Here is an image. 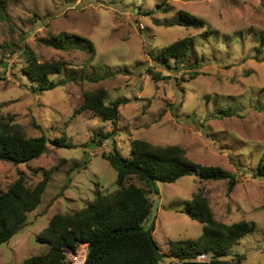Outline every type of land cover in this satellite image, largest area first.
<instances>
[{"label":"rangeland","instance_id":"rangeland-1","mask_svg":"<svg viewBox=\"0 0 264 264\" xmlns=\"http://www.w3.org/2000/svg\"><path fill=\"white\" fill-rule=\"evenodd\" d=\"M181 10L204 19L210 31L175 23ZM7 12L14 24L0 22V61L8 65L6 71L0 65V113L29 137L45 132L49 142L45 153L27 163L0 161V193L20 175L31 187L48 182L40 205L0 244V264L47 253L37 237L55 214L85 208L98 193L116 194L117 171L104 154L117 146L130 156L134 139L179 145L193 161L238 176L231 192L227 180L201 181L194 174L159 181V195L132 177L152 204L146 226L154 228L163 255L158 264H264V177H254L264 152V53L257 45L264 34V0H10ZM60 33L89 39L94 51L87 42L58 48L53 44H61ZM184 37L193 43L188 62L157 58ZM27 47L40 62L63 60V71L51 78L69 82L36 92L22 72ZM99 88L107 91L106 103L127 102L120 106L118 133L90 148L96 133L113 129L93 110L76 113L85 93ZM220 110L231 115L215 116ZM64 136L74 147L54 144ZM200 190L217 220H246L255 229L218 260L208 252L203 260L199 254L182 262L170 254L175 243L202 234L203 224L184 213Z\"/></svg>","mask_w":264,"mask_h":264},{"label":"trees","instance_id":"trees-1","mask_svg":"<svg viewBox=\"0 0 264 264\" xmlns=\"http://www.w3.org/2000/svg\"><path fill=\"white\" fill-rule=\"evenodd\" d=\"M9 1L0 0V22L14 24L7 12ZM175 23L193 29L208 28L210 31L204 19L185 10L179 12ZM56 37L61 44L53 45L60 49L74 47L75 44L71 42L75 41L87 42L94 51L92 42L87 38L67 33H60ZM257 41L259 51L264 53V34ZM192 45V39L184 37L161 49L157 58L164 61L174 59L177 64L185 60L188 62ZM25 54L26 64L22 72L37 85L36 92L51 90L69 82H55L51 78L63 71V60L40 62L29 47L25 49ZM153 57L156 58L155 55ZM6 63L0 61L4 71L8 68ZM166 65L170 67V63ZM153 75L155 79L159 77L158 74ZM106 97L107 91L103 88L85 93L83 103L76 109V113L93 110L113 125L111 132L96 133L88 143L90 148L100 146L118 133L120 106L127 101L118 99L106 103ZM230 115L229 110H220L215 116ZM48 142L45 132L40 136L29 137L10 117L0 113V161L27 163L45 153ZM54 144L64 148L74 147L65 136L54 139ZM104 156L117 171L116 184L119 191L113 196L98 193L93 202L74 213L55 214L37 237L39 242L48 245L47 253L29 257L20 264H72L69 254L72 256L78 253L84 245L86 258L83 264H158L160 247L153 235L154 228L146 226L152 204L145 188L130 182L132 177H137L158 195L159 181L174 183L194 174L201 181L227 180L229 192L238 183L236 173L218 165L195 162L179 145L156 146L143 139H134L131 141L130 156L122 155L117 146ZM258 175L264 177V152L254 177ZM47 182L48 179L44 178L31 187L27 185L25 177L20 175L6 191L0 193V244L10 241L26 221L28 213L40 205ZM184 213L202 223L203 231L198 239L180 240L172 246L170 256L182 262L208 252H213L212 258L218 260L227 254L231 246L255 229V225L246 220L231 224L217 220L208 197L201 190L188 202Z\"/></svg>","mask_w":264,"mask_h":264},{"label":"built area","instance_id":"built-area-1","mask_svg":"<svg viewBox=\"0 0 264 264\" xmlns=\"http://www.w3.org/2000/svg\"><path fill=\"white\" fill-rule=\"evenodd\" d=\"M85 258H86V248L80 250L78 253H76V255H73L72 264H83L85 262ZM205 258H206L205 254H200L198 256V259L200 260H203Z\"/></svg>","mask_w":264,"mask_h":264},{"label":"water","instance_id":"water-1","mask_svg":"<svg viewBox=\"0 0 264 264\" xmlns=\"http://www.w3.org/2000/svg\"><path fill=\"white\" fill-rule=\"evenodd\" d=\"M74 255H76V253ZM162 257H163V255L161 253H159V255H158V262H159V260L162 259Z\"/></svg>","mask_w":264,"mask_h":264},{"label":"clouds","instance_id":"clouds-1","mask_svg":"<svg viewBox=\"0 0 264 264\" xmlns=\"http://www.w3.org/2000/svg\"><path fill=\"white\" fill-rule=\"evenodd\" d=\"M74 255V254H73Z\"/></svg>","mask_w":264,"mask_h":264}]
</instances>
